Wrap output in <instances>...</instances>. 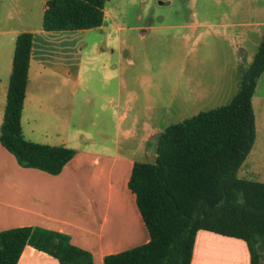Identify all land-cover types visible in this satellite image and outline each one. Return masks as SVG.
<instances>
[{
  "label": "crops",
  "instance_id": "obj_1",
  "mask_svg": "<svg viewBox=\"0 0 264 264\" xmlns=\"http://www.w3.org/2000/svg\"><path fill=\"white\" fill-rule=\"evenodd\" d=\"M47 1L0 0V131L16 39L31 33L33 46L21 118L23 136L36 144L73 149L76 155L59 175L52 176L20 167L0 144V232L23 227L59 232L69 236L72 245L89 252L94 264H104L107 256L150 240L128 182L135 162H155L156 140L165 129L160 131L155 122H146L137 130L124 129L126 117L118 116L127 86L124 81L103 83L106 98L100 101L93 97L98 91L96 84L79 80L82 68L76 41L81 31H44ZM243 10L253 21L250 25L260 29L248 35L238 33V55L233 54L224 68L214 70L211 85L198 97L201 101L228 104L253 62L264 38V6L249 4ZM92 48L93 58L104 57L102 44ZM148 106L156 109V104ZM252 108L255 142L237 177L264 184V72L257 81ZM93 112L108 128L115 122L116 140L106 132L97 133L95 138L87 130L85 123ZM136 133L142 135L135 148L126 149L118 139L121 134L134 137ZM18 264L59 263L27 246ZM191 264H251L250 252L242 240L199 231Z\"/></svg>",
  "mask_w": 264,
  "mask_h": 264
},
{
  "label": "trees",
  "instance_id": "obj_2",
  "mask_svg": "<svg viewBox=\"0 0 264 264\" xmlns=\"http://www.w3.org/2000/svg\"><path fill=\"white\" fill-rule=\"evenodd\" d=\"M107 0H48L46 32L99 28ZM33 35L16 39L0 144L25 169L59 175L76 151L27 141L21 118L28 85ZM264 72V38L226 105L172 124L156 140L154 163L135 162L128 182L148 230L147 244L107 256L104 264H191L196 235L207 231L244 241L251 264L264 260V184L237 173L255 142L252 98ZM30 246L59 264H94L69 236L23 227L0 232V264H18Z\"/></svg>",
  "mask_w": 264,
  "mask_h": 264
},
{
  "label": "rangeland",
  "instance_id": "obj_3",
  "mask_svg": "<svg viewBox=\"0 0 264 264\" xmlns=\"http://www.w3.org/2000/svg\"><path fill=\"white\" fill-rule=\"evenodd\" d=\"M249 4L262 7L264 0H107L103 25L78 32L79 80L96 84L93 97L100 101L106 98L103 83L124 81L118 116L126 117L125 130L155 122L162 131L221 106L225 101L208 103L198 97L211 85L214 70L238 55V33L260 29L244 14ZM96 44L103 45V58L92 57ZM85 124L95 138L106 132L116 140L115 122L108 128L93 112ZM136 134L118 139L126 149L135 148L142 133Z\"/></svg>",
  "mask_w": 264,
  "mask_h": 264
}]
</instances>
